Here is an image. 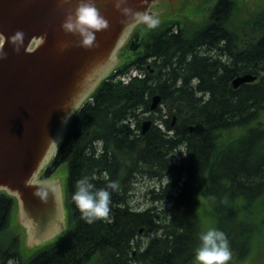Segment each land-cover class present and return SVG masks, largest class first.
Returning <instances> with one entry per match:
<instances>
[{"label": "trees", "instance_id": "obj_1", "mask_svg": "<svg viewBox=\"0 0 264 264\" xmlns=\"http://www.w3.org/2000/svg\"><path fill=\"white\" fill-rule=\"evenodd\" d=\"M203 15L200 23L190 17L170 19L144 35L137 29L126 46L132 55L118 69L137 66L147 77L127 85L106 77L90 96L93 100L73 116L51 165L56 171L68 165L70 233L24 261L20 236L9 234L16 200L0 191V264H193L198 235L209 228L223 231L231 252L241 259L240 246L254 237L247 226L264 214V36L257 45L246 28L235 26L264 24V15H248L244 3L235 0H218ZM210 24L227 28L206 27ZM210 41L228 42L229 65L196 52ZM256 61L263 71L260 80L234 90L231 79L256 74ZM217 69L228 77L215 89L210 86ZM208 89L210 95L204 91ZM156 95L167 108V119L151 113ZM158 118L172 136L156 125ZM145 120L152 124L144 134ZM184 145L186 155L177 161L176 152ZM217 169L232 173V187L213 196L186 181L179 196H172L188 174L205 170L207 177ZM85 176L95 177L91 182L96 188L115 186L113 192L109 189V217L91 224L72 201L76 181ZM138 176L159 182L172 176L174 181L161 186L159 194L151 191L152 205L136 211L129 192ZM151 233L159 235L143 244L142 236Z\"/></svg>", "mask_w": 264, "mask_h": 264}, {"label": "water", "instance_id": "obj_2", "mask_svg": "<svg viewBox=\"0 0 264 264\" xmlns=\"http://www.w3.org/2000/svg\"><path fill=\"white\" fill-rule=\"evenodd\" d=\"M154 2L129 0L128 6L148 12ZM77 3L0 0V49L7 52V59L0 61V191L20 201L26 246L59 234L64 214L61 192L53 182L37 181L38 175L56 155L76 111L131 55L125 42L138 27L131 15L116 10L114 0H95L108 27L96 34V46L82 48L78 37L61 29ZM18 31L24 34L19 53L9 43ZM258 79L247 73L235 78L232 87L237 90ZM160 102L161 97L154 96L151 109ZM151 124L150 120L143 123L144 134ZM38 191L45 195L38 197Z\"/></svg>", "mask_w": 264, "mask_h": 264}, {"label": "clouds", "instance_id": "obj_3", "mask_svg": "<svg viewBox=\"0 0 264 264\" xmlns=\"http://www.w3.org/2000/svg\"><path fill=\"white\" fill-rule=\"evenodd\" d=\"M61 2L69 3L70 0H61ZM114 5L122 15L126 17L131 15L135 25L154 29L160 23L157 15L129 7V0H114ZM107 27L108 21L101 15L95 0H78L75 8L65 16L61 24V29L66 34L78 37V45L85 49L96 46V34ZM9 43L14 51L19 53L24 47V34L16 32L9 37ZM5 59H7V52L0 49V61ZM69 117L67 115L64 118V124H67ZM93 179H95L94 176H85L76 181L72 195V201L79 210L81 218L89 224L109 217L111 204L109 189L115 187L109 184L106 187L96 188L91 182ZM35 195L43 197L45 193L38 191ZM198 240L199 244L194 250L193 264H228L231 260L229 241L223 231L209 228L199 233Z\"/></svg>", "mask_w": 264, "mask_h": 264}, {"label": "rangeland", "instance_id": "obj_4", "mask_svg": "<svg viewBox=\"0 0 264 264\" xmlns=\"http://www.w3.org/2000/svg\"><path fill=\"white\" fill-rule=\"evenodd\" d=\"M156 3V2H155ZM152 6L151 9L148 10V13L157 15L161 25L165 23L168 20H173V18H176L177 20L184 19L187 17H190L194 19L197 23H200L204 17L202 15L206 14L208 8L211 6L212 1L211 0H199L196 2V4L199 6L200 10L193 12V9L188 8L185 12H182L181 14H177V10H171L170 7H172L168 2L165 1H157V3ZM206 10V12H205ZM173 11V12H172ZM201 13V14H200ZM203 15V16H204ZM249 15V14H248ZM170 20V21H171ZM168 24V23H167ZM142 28L141 32L143 35L147 31L148 28H146L144 25H138L137 29ZM132 55V54H131ZM131 55L125 59L129 60ZM123 61V62H124ZM118 68V66L116 67ZM115 68V69H116ZM131 69V68H130ZM155 113V112H152ZM167 108L163 104L162 105V112H157L156 115H163V117L166 116ZM146 115L150 116V113H146ZM156 124H159L162 126V128H165L160 119L158 118L156 121ZM184 147L179 148L177 150L176 155H180L184 152ZM182 154V155H183ZM179 159V156H177V160ZM68 165L62 164L58 170L55 172V175L53 176L54 180L53 183L56 184L57 188L61 192V209L64 208V220H65V228H64V221L63 218H60V224L61 228L59 229V234L56 236H53L35 246H26L25 245V236H24V227H23V218H22V209L20 203L16 199L15 206L13 208L10 224H9V234L10 235H19L20 240L22 242L21 245V255L24 259V261L30 260L31 257L35 256L36 254H39L43 250H47L50 248L53 244H56L59 242V240L62 237H65L68 233L72 230V220L70 218V213L68 210V207L66 205L67 202V183H68ZM172 177H168L164 180L162 184H166L167 182H170ZM161 187V184L154 179H150L146 176H138L136 179V182L134 183L133 192L130 194L131 196V206L134 207L136 210H143L149 206L152 205L151 198L154 194H151V191H154V193L159 192V189ZM156 205V204H155ZM259 217H263L262 219H256L252 223H250L248 227L249 234L251 236H254L250 242V244H245L244 247L240 246L239 252L242 254L240 256L241 259H238L234 256V254L231 253V260L228 262V264H264V214L258 215ZM256 222V223H255ZM258 222V223H257ZM261 224L262 227L258 229V225ZM64 228V229H63ZM62 230V231H61ZM157 235L156 233H151L149 235L142 236L143 242L147 243L149 238ZM258 237V238H257ZM244 252V253H242Z\"/></svg>", "mask_w": 264, "mask_h": 264}, {"label": "flooded vegetation", "instance_id": "obj_5", "mask_svg": "<svg viewBox=\"0 0 264 264\" xmlns=\"http://www.w3.org/2000/svg\"><path fill=\"white\" fill-rule=\"evenodd\" d=\"M172 7H170L171 10H177L178 11V15L181 14L182 12H185L188 8L193 9V12L199 11L200 8L199 6L196 4V2H198L199 0H166ZM235 1H241L242 3H244L245 5V9L247 14H249L252 17L258 16V15H264V0H235ZM216 2H214L213 7L216 5ZM213 7H209L208 10H212ZM152 8V6L150 7V9ZM173 12V11H172ZM206 27L209 28H214L216 30H221V29H226L227 26L225 25H218V24H210V25H206ZM246 28L249 33L248 35L251 37V41L255 42V44L259 45V38L262 37V35L264 36V24L263 23H252L246 26H235V28ZM260 32H262V34H260ZM239 41H234L233 44H238ZM206 45H202L199 46L197 49V53L202 55L203 57L209 58V59H213L215 60V63H223L225 65H229L230 63V56L228 54V50H227V44L228 42H222L221 44H212V42H206ZM221 45V46H220ZM226 49L225 51H222V49H220V47H223ZM238 46V45H237ZM254 47V46H253ZM252 54H254V50L252 49L250 51ZM248 59V58H247ZM253 58H250V60H252ZM255 69L257 70L258 74H263L262 69L259 67V62L256 61L255 62ZM262 71V72H261ZM215 72H218V69L215 70ZM243 87V86H242ZM202 172L201 175H203L204 173H206L205 170H201L198 173ZM196 173V174H198ZM210 173V172H209ZM52 170L50 169V164H48L43 171H41L40 175H39V179L43 180V181H48L52 179ZM214 174V173H213ZM194 174H192L193 176ZM189 176V174H188ZM208 176H212V174H208ZM205 177V176H203ZM215 178L216 179H221V173L220 170H216L215 173ZM143 233V232H142Z\"/></svg>", "mask_w": 264, "mask_h": 264}, {"label": "bare ground", "instance_id": "obj_6", "mask_svg": "<svg viewBox=\"0 0 264 264\" xmlns=\"http://www.w3.org/2000/svg\"><path fill=\"white\" fill-rule=\"evenodd\" d=\"M262 60H264V56H262ZM254 64H255V62H254ZM213 74H214V79L215 80H214L213 83H211L212 86H210V87H214L215 89H218L220 87L221 83H222V80H227L226 78L228 76H224L225 71H222V69H218V72H215ZM245 74H247V73H240V74L234 76L231 79V81H230L231 87H232V82H233V80L235 78H237L238 76L245 75ZM251 74H254V73H251ZM254 75H257L260 78L261 73L258 74V72H257ZM204 91H207V92H205L207 95H210V93H211L209 89L208 90H204ZM216 92H219V90L216 91ZM203 93L204 92H201V91H198L197 92V94H199V96H202ZM183 147H185V145ZM215 173L216 172H214V174H212V176H210V177H208V175H207V177H203V176H205V173H204L203 175H201V174H194L193 176H187L185 179H181L180 182L178 183L177 188L171 192L172 196H175V197L179 196V193L181 192L182 187L184 186V184L186 183V181H187V183H189V185H192L193 184V186L194 187L196 186L197 189L198 188L203 189L208 195H213V196L219 195L223 191V188H225V187H232L233 186L232 185V181H233V179H232L233 178L232 173H225L222 170H220L221 179H216L215 178ZM159 193H161L160 190H159V192H157V194H159ZM261 200H263V202H264V197ZM209 218H210V216H209ZM142 232H143V230H141V233ZM156 234L159 235V233H156ZM141 242L144 244L142 238H141Z\"/></svg>", "mask_w": 264, "mask_h": 264}, {"label": "built area", "instance_id": "obj_7", "mask_svg": "<svg viewBox=\"0 0 264 264\" xmlns=\"http://www.w3.org/2000/svg\"><path fill=\"white\" fill-rule=\"evenodd\" d=\"M133 75L135 76V75H137V73L136 72H133ZM122 78V80H124L125 82H128L130 79H131V76L129 75V76H123V77H121Z\"/></svg>", "mask_w": 264, "mask_h": 264}]
</instances>
